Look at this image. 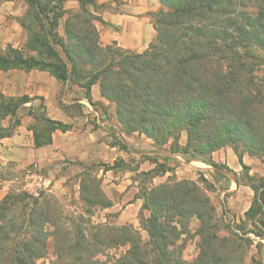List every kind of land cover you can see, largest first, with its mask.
Returning a JSON list of instances; mask_svg holds the SVG:
<instances>
[{
	"label": "trees",
	"instance_id": "obj_1",
	"mask_svg": "<svg viewBox=\"0 0 264 264\" xmlns=\"http://www.w3.org/2000/svg\"><path fill=\"white\" fill-rule=\"evenodd\" d=\"M25 1L27 41L22 48L0 51L1 70H46L64 84L84 88L91 103L92 86L98 84L102 96L115 105L124 133L145 134L157 147L171 141L172 152L188 154L218 171L224 165L212 160L213 152L231 146L244 169L238 183L254 191L244 219L232 218L223 225L208 194L213 184L206 177L172 176L155 185V177L174 168L149 156L155 166L138 173L142 183L137 193L142 199L140 227L148 239L132 223L73 226L55 243L50 264H257L249 251L255 246L264 254V175H250L242 158L248 154L264 161V77L258 73L264 70V0H158L160 9L150 13L155 36L142 52L101 43L94 22L103 19L91 9L104 8L97 0H79L78 11L65 9L64 0ZM34 100L39 101L38 111L29 112L35 119V147L51 144L56 130L72 127L50 118L41 96L0 92V119L13 118L9 126L0 127V139L14 133L19 109ZM183 132L186 143L181 145ZM120 144L126 147L123 140ZM102 165L116 170L128 163L119 158ZM86 178L80 184L81 199L89 207L111 206L100 183L94 179L89 184ZM193 220L198 221V253L187 260L182 236L192 232ZM55 223L47 200L8 193L0 200V264H40L49 239L64 230ZM98 254L106 259L96 258Z\"/></svg>",
	"mask_w": 264,
	"mask_h": 264
},
{
	"label": "crops",
	"instance_id": "obj_2",
	"mask_svg": "<svg viewBox=\"0 0 264 264\" xmlns=\"http://www.w3.org/2000/svg\"><path fill=\"white\" fill-rule=\"evenodd\" d=\"M97 3L105 5L103 9L97 11H94L91 6L92 11L103 19V21L95 20L94 22L99 30L100 41L103 45L116 42L119 46L135 52H142L149 46L155 36L150 13L160 9L161 5L158 0H97ZM63 5L67 10L78 11L80 9L79 0H64ZM27 9L28 4L25 0H0V51H4L8 46L24 47L28 32L23 26L22 20H24ZM65 18H62L58 28L61 35H64ZM0 92L7 96L24 94L30 97L41 96L44 98L50 118L72 125L67 131L56 130L53 133L51 144L35 147L33 131L29 126L32 116L28 114L29 109L22 108L23 110L19 111L20 124L15 128L14 133L0 139V151L5 154L6 158L16 159L20 166H25L35 160L41 165L71 160L76 162L79 170L82 171L88 168L87 165L113 164L119 158L126 160L129 154L142 155L143 153L156 156L158 161H166L170 166H173V163L178 179L197 180L200 175H204L213 182V173L219 175L222 181L220 180L218 184L224 182L226 186V189L221 191V196L228 192L226 203L228 214L237 222L244 219L245 212L252 203L253 189L242 181L238 183V178L243 175L244 169L231 146H225L213 152L212 160L224 165L223 169L218 171L209 163L191 159L188 154L172 152L171 141L160 150L145 134L135 132L127 135L118 127L120 123L114 115L109 123L110 111L103 108L104 105L109 104V100L102 96L98 84H94L91 89L93 104L86 97L84 88L76 84L69 87L68 82L65 84L60 82L46 70L26 71L21 68H12L9 70L0 69ZM75 102L82 104L83 113L74 115L64 108L66 106L64 104ZM30 103L27 102L24 107L29 106ZM91 120L96 122V127ZM8 124L9 117L1 120L2 127ZM182 134L180 144L184 145L186 137L183 140ZM119 139L124 141L126 147L121 146ZM140 147H142L141 150H139ZM242 161L248 167L250 175H264L262 158L244 154ZM140 165L142 170H150L155 166V162L149 157L140 162ZM109 171L114 170H106L105 175H108ZM170 172L172 171H168L160 177L169 179L172 176L169 175ZM157 177L154 178V182ZM106 180L111 182L105 186V193L112 200V207L119 204L113 200L114 192H121L120 195L122 192H126L124 194L126 197L133 191L132 198L134 200L127 204L126 209L131 205H136L141 209L142 199L137 197L139 190L137 186L127 190L129 183L123 185L124 181L116 184L112 179ZM121 216L123 217V213Z\"/></svg>",
	"mask_w": 264,
	"mask_h": 264
},
{
	"label": "rangeland",
	"instance_id": "obj_3",
	"mask_svg": "<svg viewBox=\"0 0 264 264\" xmlns=\"http://www.w3.org/2000/svg\"><path fill=\"white\" fill-rule=\"evenodd\" d=\"M105 6V5H104ZM264 69V66L262 67ZM258 73L264 77V70H259ZM71 85H69L70 87ZM39 101L34 100L31 101L29 106L21 107L19 109L23 110L26 109H33V112H37L38 109L36 108ZM64 108L70 113H74V115H78L83 113L82 112V104L79 102L71 103V104H64ZM23 108V109H22ZM103 108L106 111H110V121H112V116H116L115 105L109 101V104L104 105ZM18 111V117L20 116ZM26 113V112H25ZM30 116H32V122L30 123V127L35 124V119L31 112H28ZM90 116V114H89ZM9 117V126L13 122V118ZM5 119V118H3ZM20 119V117H19ZM0 119V127L1 126ZM118 120V119H117ZM93 122V120H91ZM94 127H96V122H93ZM6 127V126H5ZM121 131L122 125L118 126ZM183 140H185L186 134L183 132ZM182 138V136H181ZM115 139L118 140L117 137ZM120 141V139H119ZM122 141V139H121ZM158 149L162 150L164 147L160 146L157 147ZM156 148V149H157ZM142 147L139 148L141 150ZM145 158H149V155L143 154H129L127 155L126 162L128 165L124 168H119L114 171H109L108 175H105L106 170L100 164H91L87 165L88 168L80 171L76 162H72L71 160H62L59 162H49L46 164H39L36 160L30 164L25 166H20L16 159H8L6 158L5 154L0 151V200L3 199L8 193H26L33 197L39 198V201L44 202L47 200L49 203V210L53 217V221H55V225L60 227H64V230L60 232L57 231V236L54 238L49 239V248L48 254L46 257L39 260L40 264H50L51 260L55 257V243L61 242V240L69 234L73 226L80 225L86 229L90 227L93 223H107L109 225H122L126 223H132L136 228L140 230L143 234L144 239H148L146 232L141 229L140 221H139V211L136 205H131L126 209L127 204L130 201H133L132 198L133 191L129 194V196L124 197L126 192H114L113 200L119 202L115 207H106L103 208L101 206H92L89 207L82 199H81V180L86 178L89 184L94 183V179L100 183L101 189L105 193V186L109 185L111 182L106 179H112L113 182L116 184H120V182L124 181L123 185L128 184L127 190L132 189L133 186H137L139 189V184L142 183L140 176L138 173L143 171L141 169L140 162L144 161ZM174 166V164L172 163ZM172 166V167H173ZM173 171L170 172L169 175L173 177H177L175 173V167H173ZM138 169V170H137ZM228 172V170H225ZM40 173L43 175L45 179V183L42 186V189L33 190V187L36 186V181L31 178L29 175L32 173ZM215 172V171H214ZM89 175V177H88ZM170 176V177H172ZM204 176V175H203ZM117 177V178H115ZM200 177V176H199ZM205 177V176H204ZM212 177L214 180L210 182L213 184V189L208 191L212 201L217 207L221 223L224 225L228 224V222L232 219V216L228 214V208L226 207L227 199H228V192L221 196V191L226 189L224 182H218L221 180L219 175L213 173ZM178 178V177H177ZM210 178V177H209ZM168 177H160L156 178V182L154 179L152 182L157 185L161 182H165ZM211 179V178H210ZM215 181V182H214ZM222 181V180H221ZM157 183V184H156ZM217 184V185H216ZM32 189V190H31ZM139 191V190H138ZM106 194V193H105ZM136 195V194H135ZM107 197L108 194H106ZM119 197V198H118ZM110 198V197H109ZM20 209H18L19 211ZM91 211V212H89ZM123 213V217L121 214ZM59 224V225H58ZM198 221L193 220L190 222L191 233L184 234L182 239H185L186 246L183 250V257L187 260L193 259L198 253V241L199 238L195 236L194 231L197 227ZM49 228L53 229L54 225H50ZM68 232V234H67ZM251 236L258 241L260 238L255 237L251 234ZM122 248L112 249L110 252H119ZM249 255H255L258 258L257 264H264V254L263 251L260 253L257 251L255 246L249 251ZM96 258L106 259V256L102 254H98Z\"/></svg>",
	"mask_w": 264,
	"mask_h": 264
},
{
	"label": "built area",
	"instance_id": "obj_4",
	"mask_svg": "<svg viewBox=\"0 0 264 264\" xmlns=\"http://www.w3.org/2000/svg\"><path fill=\"white\" fill-rule=\"evenodd\" d=\"M31 178H33L35 181H36V186L33 187V190H39V189H42V186L44 185V177L42 174L40 173H32L29 175ZM32 190V189H31Z\"/></svg>",
	"mask_w": 264,
	"mask_h": 264
}]
</instances>
